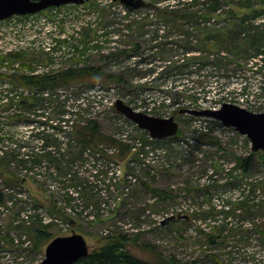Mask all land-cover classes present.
Here are the masks:
<instances>
[{"label":"rangeland","instance_id":"374dc122","mask_svg":"<svg viewBox=\"0 0 264 264\" xmlns=\"http://www.w3.org/2000/svg\"><path fill=\"white\" fill-rule=\"evenodd\" d=\"M161 2L167 5L172 0ZM242 2L235 0L229 10H222L228 14V18H225L226 14H218L221 17L213 16L211 22L224 19L220 27L224 28L226 21L232 17L229 14L231 11L234 10L235 16L239 18L250 13L249 8L240 6ZM262 6L264 5L254 8L261 11L264 9ZM125 11L127 10L124 6L112 0H90L84 6L65 5L61 9L47 10L40 16L14 17L0 23V60L5 58V61L12 65L20 59L26 64L29 62L47 70L50 58L43 51L57 36L64 39L68 34L66 37L70 41L74 39V42H85L88 37L92 38L96 34L97 29L100 32L105 30L113 18H117V22L123 19V25L140 18L141 25L152 24V20L147 18L148 11L145 8L129 12L132 15H127ZM89 18L95 20L93 25L85 24ZM77 28H81V31L74 34ZM150 28L168 30L154 26ZM134 44L143 47V38ZM213 47L218 52L219 47ZM9 50H12V56L8 55ZM140 51L142 52L143 48ZM221 52L232 60L228 69L211 61L208 74L210 78L205 79L203 87H197L198 83L194 80L185 82L186 87L194 86L193 88H196L193 92L200 94L199 103L204 107L199 110L213 108L216 104L222 106L224 103H232L254 113L264 112V97L258 99L264 95V91H253L256 90L254 85L264 87V75L246 73L245 54L231 57L230 54L233 53ZM172 54L179 55L180 52L168 53L162 58H171ZM72 56L70 51H60L59 55L51 59V68L61 71L78 69L76 65L79 64L83 69L91 66L111 74L104 68L105 61L97 54H94L88 63L84 61L86 56H79L77 59ZM4 65L10 70V65L5 62ZM214 77L220 78L217 80ZM97 82L99 81L89 85L91 87L88 95H82L83 87H80L79 96H71L61 88L51 100L57 103L47 100L48 103L40 108L39 112L49 116L50 125L59 126L67 133L53 129L44 132L41 129L43 140H37L32 135L36 128L26 127L22 121L23 117H32L28 112L18 115H15L17 111L0 113V136L4 139L12 137L14 140L11 142L14 146L9 147L6 152L9 157L0 158V264H41L46 258V247L52 240L71 236L74 232L84 236L90 252L107 244L110 238L123 234L129 238L128 249L142 259H155L153 252L156 251L168 257L174 254L181 262L200 260L201 264H217L212 258L215 255L222 264H264V235L258 232L262 225L257 226L264 222V217L258 213L261 206H257L264 205V196L259 195V192L248 191L249 188L253 189L251 183L257 180L264 182V165L256 158L249 175L242 176V170L232 171L235 166L232 162V152L249 156L252 151L249 139L232 128L224 127L219 121L186 114L179 116L172 113L171 109H161L152 104L151 106L158 110L157 114H153L154 117L174 116L180 125L175 137L160 140L158 143L157 140L147 137L137 125L122 128L123 120L113 112V107H110V103L117 99V93L99 86L101 82ZM245 84H248L249 88L253 87V90L248 89L247 95H244ZM155 91L157 90L145 92L140 99L156 100L153 95ZM227 92L231 96H228ZM80 101L85 102L87 106L80 105ZM49 103H52V107H48ZM57 106L62 110H69L68 119L65 120L72 119L75 123L66 125L62 113L57 112ZM3 107L5 105H2L1 109ZM26 107L31 108V113H34V107ZM45 118L37 120L45 121ZM91 120H96L100 125V134L113 138H120L126 132L129 134L125 142L131 151L126 159H119V163H116L120 156L116 155V152L108 153L105 149L110 148L106 144L90 147L82 142L76 131L87 127ZM33 125L35 123L31 124ZM76 126L77 130L73 133ZM201 131H210L219 136L222 140L220 147L204 144L196 134ZM39 133L34 132V135ZM68 135L71 136L70 143L63 146L60 153H56V138L63 140ZM46 139L52 142L53 147H44ZM0 148H4V145H0ZM97 150L100 152L96 153ZM49 152L56 153V156L64 161L63 165L75 161L76 168L70 173L74 180H71L69 175L70 180L67 182L58 177L56 169L47 165L54 176H51L49 171L46 174L40 163L34 170H26L32 167L31 160L34 158H45V163ZM103 154L116 156L107 158L103 157ZM13 155H18L15 164L11 161ZM19 157L23 160L32 159L24 165H18ZM60 169L64 171L62 166ZM96 171L101 175L97 176ZM79 172L80 178H85L82 181L75 176ZM228 173L233 174L229 176ZM240 175L243 179L236 180L235 178L240 179ZM150 188L169 191L174 199L159 202ZM69 191L73 198L68 195ZM228 202L232 203L233 209L226 210L224 215L222 208ZM208 210H211L209 215L204 214L202 218V211ZM167 211H173L175 218L172 220H176L175 225H159V215ZM224 217H228L229 224L226 226L230 235L227 239V249L219 242L211 245L208 243V236L200 231L201 229L210 233L212 228L215 230L217 227L219 232L225 224ZM47 225L52 239L46 241L41 250H37L34 248V240L28 234V228L41 229Z\"/></svg>","mask_w":264,"mask_h":264},{"label":"trees","instance_id":"16d2710c","mask_svg":"<svg viewBox=\"0 0 264 264\" xmlns=\"http://www.w3.org/2000/svg\"><path fill=\"white\" fill-rule=\"evenodd\" d=\"M234 1L235 0H172V2L164 5L161 0H151L149 3L146 2L143 8L148 11L147 18L152 20V24L141 25L139 21H141L142 18H140L130 20L126 25H123V19L121 22H117V18H113L105 30L103 29V31L100 32L97 29L95 32L96 34L92 38H87V45L91 42L92 47L89 49L84 47L83 49L73 44V48L70 50V54H73L72 57H74V59H77L79 56L90 58L91 55L89 54L91 52H96L97 56H99L102 61H105L104 68L111 74H106L101 68L91 66H87L86 69H83L77 64L76 68L78 69H66L64 71L49 69V71L43 73L16 75L14 77L16 82L28 87V89L34 93L31 97L26 96L27 98H24L18 105V112L21 114L28 112V115L32 116L29 118L23 117L24 120L22 119V121L29 125L26 127H35L36 130L40 132L35 135V131L32 133L33 138L37 140H43V138H41L43 134H41V129H43L44 132L53 129V131L57 130L58 132L63 131L67 133L59 126L50 125L48 121L49 116H46L43 112H39L40 108L48 103L47 100L55 103L56 101L53 102L51 100L55 98L53 95L56 94L59 89L63 88L67 91L66 93H69L71 96H79L81 94L80 87H83L82 92L84 93L82 95H85L91 87L89 85H91L92 82L94 83V81L101 82V85L108 90L115 89L118 98L122 97L130 106L136 105L150 108L151 111L146 109V112L157 114L158 110L154 107L158 105L161 109H171L172 113L181 116L180 112L183 109L194 110L204 107L199 103L201 99L200 94L193 92L196 87L193 88V86L191 88L189 87L190 85L186 87L185 82L190 83V80H194L198 83L197 87H203V84L206 83L205 79L210 78L208 74L209 63L211 61H214L224 69H228L231 66V58L225 56V53L221 51L233 53L230 54L231 57L245 54L246 73L253 72L264 75V9L262 8L261 11H259L254 8L258 5H264V0H242L243 2L240 3V6L242 8H249L251 12L239 18L235 16L236 12L234 10L233 12L231 11L229 14H231L232 17L226 21L224 28H220L224 19L214 22L210 20L213 16L220 18L221 16L218 14H226V12L222 10L227 8L229 10V8L233 6ZM125 12L127 15H132L129 11ZM225 18H228V14H226ZM120 25H122V28H120ZM152 26L161 29L168 28V30L160 31L150 28ZM142 38L143 47L140 44H134L135 41H140ZM58 42L61 44V40H58ZM213 45L219 47L218 52H216V48H214ZM142 48L143 51L141 52L140 50H142ZM105 49L107 51L106 53L104 52ZM57 51V48H54L53 53L55 54ZM176 51H179L180 54H172L171 58L167 59L162 58L165 54ZM48 57L50 58V65H48L50 67L53 56L48 55ZM258 59L261 60L258 61ZM84 61L88 63L89 60ZM1 62L3 66L4 61ZM23 65L24 66H21L18 72L23 71L25 66L32 71H36L35 65L28 66L24 61ZM205 73H207V76L204 77ZM214 78L218 80L220 77ZM6 79L7 76H5V74H0L1 82ZM169 85L170 87H168ZM244 87L246 90L244 95H247L248 89L253 90V87L256 88V90H253L256 93L264 91V87L260 85L258 87V84L254 85L252 88H249L248 84H245ZM153 90H157L153 94L154 98H157L156 100L153 99L149 101L150 98L145 100L140 99L145 92ZM228 91L230 92V90ZM45 93L49 95L45 96ZM230 93L227 92V95L231 96L229 95ZM263 97L264 95L260 96L258 99ZM52 103H49L48 107H52ZM12 104L11 102L9 106L10 109ZM152 104L155 106H151ZM218 105L219 104H216L213 108L218 107ZM26 106L34 107V113H31L32 109ZM57 107V112L58 114L62 113L64 117L63 122L66 123V125L73 121L72 119L65 120L68 119L67 114H69V110L66 108L62 110L59 106ZM73 115L77 114L73 113ZM116 115L123 120V126L118 124L122 128L128 125H135L125 116L117 112ZM44 117H46L45 121L37 120L38 118ZM78 122H80V120H78ZM34 123L35 125L31 126V124ZM118 123H120V121ZM70 127L72 128V125ZM77 127L78 126L74 128L73 133H75ZM99 127L100 125L96 120H91L88 126L84 128L86 131H84V129H78L76 135L79 138L81 137L82 142L90 147H100L102 144H106L110 150L116 152V155L120 156L117 158L116 163H119V159H126L131 151L130 148L126 147L125 142L129 134L126 132V134L120 138L116 136L113 138L105 134H100ZM196 134L206 145H212L214 147H220L221 145L222 140L220 137L213 135L210 131L196 132ZM70 138V135L63 138V140L56 138V143L58 144V151L56 153H60L63 146H68V143L71 141ZM5 141H9V145L12 144L11 142H14L13 138H8L7 140L0 138V143H5ZM195 141L197 142L198 140L195 139ZM157 142L159 143L160 141ZM41 146H43V143ZM44 147H46V149L53 147L52 142L46 139V145ZM21 149L26 148L21 147ZM105 150L107 151V149ZM95 152L99 153L100 150ZM56 153L49 152L46 156L47 161L45 163L43 162L45 158H42L43 160L37 158L31 160L32 158H30L29 160L33 161L32 167L26 168V170L32 171L37 167V164L39 165L40 163L41 168L46 174L48 171L51 172L47 167L50 166L58 171V177L62 179L66 178L65 180L68 182L70 180L68 177L69 175L71 176L70 173L76 168V163L72 161L71 163L68 162L66 165H63L64 161H62L59 156H56ZM116 155L105 156L103 154V157L111 158ZM232 156L234 157L232 162H234L235 165L232 171L242 170V176L249 175L252 163L256 158L264 165V151H251L249 156L238 155L232 152ZM7 157L9 156L6 155V153L0 156L1 159ZM17 157L18 155H13L11 159L14 164L16 163ZM29 160H23L19 157L17 164L24 165L25 162H29ZM86 160L88 161V159ZM60 166L63 167V172ZM96 172L97 176L101 175L99 171ZM50 174L54 176L52 172ZM232 174L228 173L229 176ZM75 176L79 177L80 181L85 179L82 177L80 178V172ZM242 176L240 175V179H235L238 181L242 180ZM71 179L74 180L73 176ZM251 184H253V189L249 188V192H259V195L264 196V193L261 192L264 191V182L257 180ZM234 186L238 187L236 184H234ZM150 189L154 193V198L159 202H166L169 199H174L169 191L157 188ZM243 191H245V189H243ZM70 193L69 191L68 195L70 198H73ZM231 205L232 203L228 202L222 208L224 215H226V210L233 209ZM257 206H261V210L258 213L261 217H264V205ZM52 210L55 211L54 208H52ZM210 211L211 210H208V212L202 211V214H200L201 217L204 214L209 215ZM197 219L200 220V218ZM227 219L228 217H224L225 224L219 232L216 229L217 227L215 230L212 228V232L210 233H205L200 229L203 234L208 236L211 245H216L219 242L224 245L225 249L229 247L227 239H229L230 235L228 229H226L229 225ZM172 224L175 225L176 220L163 225L167 227ZM260 225H262V229L258 232L264 235V222L257 226ZM47 227H49V225L43 226L41 229H36L35 227L28 228V234L34 240V248L37 250H41L44 243L52 239ZM128 244L129 238L127 235L121 234L114 236L109 239L107 244L91 251L88 257L83 258L77 264H201L200 260L181 262L178 258L174 257V254H170L168 257L156 251L153 252L155 254V259H142L134 255L128 249ZM212 258L217 264H222L215 255H213Z\"/></svg>","mask_w":264,"mask_h":264},{"label":"water","instance_id":"95a60500","mask_svg":"<svg viewBox=\"0 0 264 264\" xmlns=\"http://www.w3.org/2000/svg\"><path fill=\"white\" fill-rule=\"evenodd\" d=\"M90 0H0V21L13 15H26L43 11L52 6L67 4L83 5ZM129 11H136L146 4L144 0H114ZM116 110L140 129L147 131L153 140L175 137L180 125L176 118H159L138 112L123 100H117ZM180 114L210 118L219 121L224 127L232 128L246 136L252 151H264V112L254 113L240 106L224 103L220 109L181 110ZM168 220L166 223H169ZM90 254L89 246L83 235L74 232L71 236L58 237L46 247V258L41 264H77Z\"/></svg>","mask_w":264,"mask_h":264},{"label":"built area","instance_id":"2783aa9c","mask_svg":"<svg viewBox=\"0 0 264 264\" xmlns=\"http://www.w3.org/2000/svg\"><path fill=\"white\" fill-rule=\"evenodd\" d=\"M95 23V20L93 19V18H89V20L87 21V23H85L86 25H93ZM61 32V31H60ZM74 34H78V32H77V30H75V32H74ZM74 34H72V36H74ZM66 35H68V34H66ZM66 35L64 36V39H62V38H60L61 36H57V37H55V38H53L52 40H51V43H48V48H45L47 51H49V52H52V48H54V45H55V43L56 42H58V40H61V44H60V48L58 49V51L54 54V56H57V55H59V52L60 51H62L63 53H65V51H67V52H69L72 48H73V44H75V45H77V46H80L81 48H83L84 49V47L85 48H90V47H92V43L90 42L88 45H87V43H83V42H81V41H76V42H74L75 40L74 39H72L71 41L70 40H68L67 38L68 37H66ZM74 38V37H73ZM81 48H80V50H81ZM89 51H91V50H89ZM104 52H107L106 51V49H105V51ZM53 53V52H52ZM10 54H12V50H9V54L8 55H10ZM94 54H96V52H94L93 53V55H91V57L90 58H86L85 57V60H92V57L94 56ZM261 60V59H260ZM260 60H258V61H260ZM88 61V62H89ZM5 63H7L8 65H10L11 67H10V70H8L7 68H6V66L4 65V63H3V66L0 64V73L1 72H4V73H7V74H17V73H19L18 72V70L21 68V64H20V62H15L14 64H9V61H4ZM49 69H54V68H51V66L47 69V70H43V68H37V70L35 71V72H31V73H34V74H37V73H43V72H45V71H49ZM25 73H30V71L28 70V69H25ZM99 86H101V87H103V88H105L104 86H102V85H99ZM106 89V88H105ZM109 91H114V92H116L115 91V89H109ZM90 93V92H89ZM117 93V92H116ZM32 94H34L33 92H31L30 91V89H28V88H25V87H23V86H16V85H14L10 80H4V81H0V113H6V112H8V111H4L3 109L5 108V107H7V106H10V103L12 102L13 104L11 105V109H10V112H13V111H16V108H17V106H18V104L20 103V102H22L23 100H24V98H27L26 96H32ZM86 94L88 95V91L86 92ZM85 94V95H86ZM45 96L46 95H49L48 93H45L44 94ZM118 99H120V98H118L117 97V99H115L114 101H112L111 103H110V107H113V109H114V106H115V103L117 102V100ZM83 100H84V98H83ZM82 101V100H81ZM80 101V105H85V106H87V104L85 103V102H81ZM85 101V100H84ZM123 101L124 102H126L127 103V101H125V99H123ZM128 104V103H127ZM2 105H5V107H3L2 109H1V106ZM129 105V104H128ZM130 106V105H129ZM130 107H132L135 111H138V112H143V113H145V114H147V115H150V116H155V115H153V113L152 112H146V109L148 110V111H151V109L150 108H145V107H141V106H130ZM221 107V105H219L217 108H214V109H219ZM194 110H196V109H194ZM113 112H114V110H113ZM115 113V112H114ZM116 114V113H115ZM152 114V115H151ZM158 117V116H157ZM79 120V119H78ZM72 123H73V121H72ZM132 126H135L136 127V125H132ZM142 130V129H141ZM144 131V130H143ZM145 132V134H146V136L147 137H150L151 138V136H150V134L147 132V131H144ZM32 137V135L29 137V139ZM126 137V136H125ZM0 138H3L4 139V137H1L0 136ZM8 138H6L5 140H7ZM152 139V138H151ZM153 140V139H152ZM0 145H4V148H6V149H8L9 147H12V146H14V144L12 143L11 145H9V141H5V143H0ZM4 148H0V153L1 154H3L4 153ZM108 151V153L109 152H114V151H112V150H107ZM148 213H150V211H148ZM167 214H169L170 216H167ZM152 214H150V216H151ZM159 217H161L160 219H159V225H163V224H166V222L168 221V220H172L173 218H175L174 217V214H173V211H171V212H166L165 214H163V215H159ZM163 222H165V223H163Z\"/></svg>","mask_w":264,"mask_h":264},{"label":"bare ground","instance_id":"6f19581e","mask_svg":"<svg viewBox=\"0 0 264 264\" xmlns=\"http://www.w3.org/2000/svg\"><path fill=\"white\" fill-rule=\"evenodd\" d=\"M104 24V23H103ZM81 28H77V32H80L81 30H80ZM90 36V35H89ZM94 44H96V43H94ZM93 44V45H94ZM58 46H60V43L59 42H56L55 43V45H54V48H57L58 49ZM147 56V55H146ZM160 58V57H159ZM174 60V59H173ZM118 61V60H117ZM104 63V62H103ZM150 68V67H149ZM57 103V102H56ZM230 139V138H229ZM71 177V176H70ZM66 179V178H65ZM71 180H73V179H71ZM262 200V199H261ZM254 205V204H253ZM133 237V236H132ZM209 243V242H208ZM214 251V250H213ZM226 251V250H225ZM220 256V255H219Z\"/></svg>","mask_w":264,"mask_h":264}]
</instances>
